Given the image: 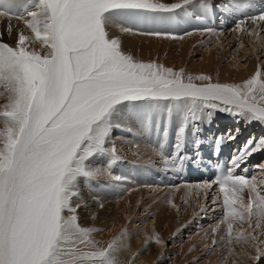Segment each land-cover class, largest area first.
Here are the masks:
<instances>
[{"label":"snow or ice","instance_id":"snow-or-ice-1","mask_svg":"<svg viewBox=\"0 0 264 264\" xmlns=\"http://www.w3.org/2000/svg\"><path fill=\"white\" fill-rule=\"evenodd\" d=\"M196 2L0 0V16L24 9L26 16L17 18L32 34L20 32L14 45L0 39V99L6 101L0 104V264H125L120 256L127 249L126 232L102 246L93 234L103 230L78 222L81 180L124 179L112 173L123 159L115 130L154 132L153 153L165 168L179 169L186 160L189 128L197 137L198 155L200 124L215 114L264 125V71L237 84L185 76L183 70L135 59L110 36L119 25L125 32L183 39L167 26L178 10L186 12ZM253 19L264 21V14ZM242 24L236 25L240 31ZM37 42L45 54L30 49ZM173 117L177 130L168 152ZM236 133L239 129L227 140L234 141ZM224 139H215V149ZM262 151L264 137L249 139L230 156L226 169L218 166L214 181L195 186L207 197L215 184L222 194L212 199L223 208L213 234L221 224L226 233L212 245H251L255 259L264 254V188L237 170L246 173L248 159ZM256 167L264 170V164ZM237 223H247L248 235L242 229L234 234ZM152 239L162 243L159 237L146 243Z\"/></svg>","mask_w":264,"mask_h":264},{"label":"bare ground","instance_id":"bare-ground-1","mask_svg":"<svg viewBox=\"0 0 264 264\" xmlns=\"http://www.w3.org/2000/svg\"><path fill=\"white\" fill-rule=\"evenodd\" d=\"M202 1H204V0H202ZM202 1H200V0L197 1L195 4H193L192 7H189L187 11H190L191 9L195 10L196 7ZM225 1L226 0H224L223 2H225ZM261 1L264 2V0H261ZM162 2H166V3L178 2L179 3V2H181V0H178V1H176V0H162ZM16 11L19 12V14L21 13L22 16H24L26 14V12L24 11L23 8H17ZM181 12H184V11H181ZM16 18H17L16 16H15V18L6 16L5 18L0 19V21H2L1 25H0V39H2L4 42L9 43L10 45H14V43H15V40L14 41L8 40V38H11L10 36H12L13 38L15 36L18 37V34L20 32H24L25 35H29V36L32 35L30 30L25 28L24 21H22V22L20 21L21 23H19ZM252 22H254V24H256V22H257L258 23L257 25L262 23L259 26L255 25V26H257V29H254L256 32L260 27H263V25H264V21H256L253 19H248L247 21L243 22V24H242L243 29L245 30L247 24L252 23ZM6 26H8V28ZM117 26L118 27L113 26L111 28L110 31L115 32L114 34L111 35V37L118 39V40L120 39L119 41H121L122 50L128 54H131L133 57H135L134 49H136V46L141 45L142 44L141 42H145V44H147V43L148 44H150V43H160L161 44L163 42H164V44L167 42L176 44V42H177L178 45H180V47L178 49L176 48V51H178L179 54L175 57V60L177 61V63H180L183 65V67H185L186 63H185L184 59L191 52L199 51V44L195 43L198 40L197 39L198 38V35H197L198 32H197V34L195 32H192V35H188L182 41L179 39L180 40L179 41V40L172 39V38L171 39H165L163 37H154V36L152 38H150V37H145L143 35L138 36L136 33L130 34V32H134V31H130V32L128 31L125 33V34H128L131 36V37H129L127 35H121L120 33H121V30H123V28L119 25H117ZM12 28H15V29L11 30ZM234 28H235V30L238 31L236 26ZM232 31H233V28H232ZM208 32L211 33V31H208ZM205 34H207V33H205ZM13 35H15V36H13ZM263 37H264V35H263ZM220 39L223 40V35L219 34V35H216V38H214L215 42L220 41L219 45H221L220 43H222V40H220ZM232 41L230 40V42H232ZM123 42H125V44H122ZM230 42L228 41V44L225 45L224 47H222L223 49H221V50L226 52L227 51L226 49H229ZM36 44H37V46L39 45L38 42ZM32 46H33V44H32ZM37 46H34V47L30 46V48L32 50H35L36 52L38 51L40 54H41V52L43 53V51H41L43 49L40 46H39V48ZM176 46L177 45H175V47ZM147 50L149 51V49H147ZM148 51H147V53H148ZM215 51H218V49H216ZM161 52H162V50H161ZM215 53L216 52H214V54ZM217 53H219V52H217ZM144 54H145V52H144ZM221 55H223V53H221ZM225 55H227V53H225ZM232 55H234V57H235V54H232ZM156 56H157V54H156ZM137 57L138 56H136L135 58H137ZM203 58L206 59L204 57V54H203ZM215 58L216 57L212 58L213 62L211 63V66H213V67L216 65V63H214V60H213ZM234 59L236 60V58H234ZM178 60H181V61L178 62ZM216 60H217V58H216ZM208 62H211V61H208ZM198 68H200V66ZM193 69H195V68H193ZM217 69H218V67H217ZM246 70L247 71H245L246 73L242 78L243 80H246L252 76V74L254 73L253 70H255V66L251 62H249ZM212 71L210 72L209 69L207 70V72H210V74L212 73ZM202 73H204L205 75H209L212 78L216 77V73L211 74V75L207 74L205 71ZM187 75H192L193 77L198 76L197 74L196 75L194 74V71L191 73L187 72L185 74V76H187ZM223 75H221V76H223ZM197 83H200V82L197 81ZM219 116L225 117L223 114L222 115L219 114ZM172 121H173L172 124L174 125V129L177 130L176 118L173 117ZM226 121H229V120L225 119V123H222L220 121H216V122H214L213 126H212L210 121H207V123L204 121L203 123H201L202 126L200 124V132L198 133V138L202 141V144L205 146V148H210V146L214 143L217 134L224 136L226 138L224 141L228 142L229 145H231V146L234 145V142H230L227 140L228 133H230V132L232 133L233 131H231L232 127ZM235 121H238V120L235 119ZM217 124H221V126H216ZM211 126H212V128H211ZM0 128H2V124L0 125ZM258 128H264V126H260V124H259ZM217 131L219 133H217ZM113 135H114V137H119L118 139H115V145L117 147L118 154L123 158L122 161L128 160L132 163L142 164V166L128 165V167L130 169L129 175H126V172L123 168H121L119 172H114L112 170V173L114 175H120L124 179H122L121 181H112L107 177L101 176L98 178V179L102 180L99 183L100 188H95V180L90 181V182H84L83 180H81V183L82 182L84 183V184H82V186L86 190V193H85L86 195H85V198L83 200L80 199L81 206H79V209H78V219H80L79 221H81V223H83L85 227H88L89 226L88 224L93 221V226H92L93 228L103 230V231H97L96 233L93 234L95 236V239H97V237L99 235H102L103 236L102 238H108V237H114L113 235L111 236V234H113V233L115 235L116 233L121 234L122 232H126V234H127L126 235L127 249H130V247H132V246H136V248H137L136 251L138 252V260H141L139 257L142 255L141 253H144V251H146V250H143V247H144V245L147 244L146 241L148 240V237H157L160 234V233L158 234V232L160 231V228H164L163 233L158 236V237H162V238H166L167 236L172 235L175 232V230L176 231L178 230V228H183V227H177V225H176L177 223L175 224L173 222L172 213H169L172 208L174 210V209H176V207H178L177 204L178 203L180 204L181 203L180 201L184 202L183 208L181 207L180 209H183L182 213L187 218L186 220L192 219L196 215V208H197V210L201 211V206H203V203H205V207H206L207 203L210 204L209 208L211 209V211H209L210 214H208V213L206 214L207 217H210V218L216 217V216H214V214L218 210H220L219 212H223L222 204L218 206V205H215L212 203V199H213V197H215V195H216V197L220 196L222 198V194L219 193V190L211 189L207 193V197H206L203 192L198 193L196 188H195V186L197 184H201L203 182H194V183H189V184H184V185H182L181 183H177V184L173 185V182H175L174 179H176L177 174L173 171V169L165 168L161 158L153 153L151 145H153L156 141V138L153 136V133L149 134L147 132V130L141 131L140 129L133 127L132 132L115 130ZM260 137H264V134H263V136L260 135ZM190 138H192V139L197 138V137H193L191 135V129H190V131L188 130V132H187V143H186V145L189 143ZM256 138H258V136H256ZM249 139H251V135L248 137V140ZM246 140L247 139H245V141ZM133 146H135V147H133ZM192 151H193L192 147L190 146L187 149V155L191 156V154L193 153ZM262 154H264V151L259 152L258 154H254L255 157H257V158L255 160H253L251 162V164L257 166L258 164L256 163V161L257 162L263 161V164H264V155L262 157L259 156ZM134 161H136V162H134ZM201 161H203V159H201ZM121 162H118V163H121ZM99 163L101 164V166H103V164H104L103 160L99 161ZM156 164H160V165H156ZM259 164H262V162H260ZM149 165L152 166L150 171L148 172L149 174H153L151 176L148 174H145V171L148 169ZM155 165L157 168H154ZM195 169L197 171L199 170L198 167H196ZM259 172H264V170H262V169L261 170H254L253 174L255 173L256 175H253V177H255L258 180H262L264 178V175H261L258 178V176L260 174ZM156 173H159V174L154 175ZM153 179L155 180L154 183H152ZM104 180L106 182H104ZM123 180H126L127 182H124ZM159 181L165 182L166 185H168L166 182L170 183L169 185H171V188H168L170 190L167 191L166 195H164V196L161 195V196H163L161 199L160 198L158 199L159 201H157V202L159 203V206L157 208V212L154 211V207H152V206H150V208H147V210L143 211L144 207L149 204V202H147L146 204L143 203L144 200L142 198L144 195V191L149 190L148 189L149 184H151V186L155 187L154 185L157 184L155 182H159ZM126 183H128V184H126ZM142 187H145V188H142ZM160 188L161 187H159L158 184L155 187V189L157 191L159 190V192H160ZM130 190H131V192H129ZM157 191H156V193H153V194L156 195L158 193ZM106 192H110V194L107 195ZM80 196L81 195H79V197ZM153 198H151V199H153ZM244 198H245V200L247 199V192L244 193ZM208 200H209V202H208ZM152 201L153 200H151L150 202H152ZM101 204L102 205L105 204V209H103V207L100 206ZM149 205H151V204H149ZM173 205H175V207H173ZM95 208H96V211L94 210ZM99 209H101V210L103 209V210L98 211ZM140 210H141V212L143 211L144 214L141 213V216H139L140 218L137 220L133 219L132 218L133 216L131 217L132 212H136V214H137V212H139ZM219 214H221V213H218V215ZM184 216H182V217H184ZM190 221H192V220H190ZM208 221L214 222L213 219H209ZM134 223L136 224L135 225L136 227L135 226L133 227ZM238 224L239 223L234 224V226H235L234 234L238 229ZM185 225L186 224H183V226H185ZM243 225H242V230L244 232V235H248V232L250 230L247 227L244 228ZM207 226H208V224H206V227ZM202 227H204V226H202ZM214 228H216V227H214ZM225 228H226V226H225ZM208 229H210V234H211L210 238H208V234H205L204 236L202 235L198 238V240H204V244H206L207 247H209L212 244L211 238H214L216 240L215 235H217L220 227L218 228V230L216 231L215 234H213V228H208ZM260 231H258V232H260ZM258 232H257V234H260ZM129 235L131 236L130 238L127 237ZM205 236H206V239H205ZM197 237L198 236L196 233V236L194 237V239L196 240ZM260 240L264 241V235H260ZM150 244H152V242ZM176 244H177V242H176ZM137 245L139 247H137ZM155 247H156V245H155ZM198 247H200V246L198 245ZM174 248L175 247H173V249ZM205 248H206V246H205ZM261 248H264V243L261 244ZM148 249L150 252V259L155 258L157 255L156 254L157 249H155L153 245H151V248H148ZM195 249H196V247L194 246L191 250L192 254L196 252ZM230 249H231V252L229 251V254L231 255V257H230V255L223 253L222 255H223V258H225V259L219 260V258H218V259H215V261H209V262H212L211 264H223L222 263L223 260H226V261L228 260L227 261V262H229L228 264H238L239 262H241V264H253L254 258L257 256L256 254L253 255V253H257L255 248L250 247V245L248 246L247 244L233 243V245L230 246L227 250H230ZM237 249L239 250V253L236 254L235 257L232 258V255L236 253ZM203 250H206V249H203ZM203 250H202V252H203ZM187 251H189V249ZM181 253L184 254L183 249L181 250ZM215 253H217V252H215ZM185 254H187V253H185ZM212 258H214V257H212ZM231 258L234 260L238 259L239 261L236 260L233 262L231 260L233 262V263H231L230 262ZM261 258L264 259V254H263V256L260 257V259ZM208 259H209V257H208ZM130 260H133V259H130ZM161 263L163 264V262H161Z\"/></svg>","mask_w":264,"mask_h":264},{"label":"rangeland","instance_id":"rangeland-1","mask_svg":"<svg viewBox=\"0 0 264 264\" xmlns=\"http://www.w3.org/2000/svg\"><path fill=\"white\" fill-rule=\"evenodd\" d=\"M176 1H178V0H176ZM197 1H199V0H197ZM200 1H202V0H200ZM204 1H206V0H204ZM204 1H202V2H204ZM217 1L218 2H223L224 0H217ZM176 3H178V2H176ZM192 6H190V7H192ZM178 11L181 12V10H178ZM24 16H26V14ZM5 17L6 16H0V19L1 18H5ZM9 17L15 18L14 15L9 16ZM16 19L18 20L19 23L24 21L23 19H18V18H16ZM1 22L2 21H0V25H1ZM257 24H258L257 22H256V24H254V22L249 23V24H247L245 30H243V31H240V30L237 31L233 27V31H232V29H231V31H229L230 29L227 28V29H221V30H218V31H212L211 33L209 32V34L208 33L205 34L206 31L205 32H198V34L196 33L198 35V38H197L198 40L195 43L199 44V51L191 52L184 59V61L186 63L185 67H183L182 64L177 63V61L175 60V57L179 54V52L176 51V48L178 49L180 47V45H178L177 42H176V44H173V43H170V42H167L165 44H164V42L161 43V44L160 43H150V44L147 43V44H145V42H141L142 44L136 46V49H134L135 57L138 56L137 58H135V57L134 58L137 59V60L143 61V62H156V63H158L160 65H163L166 68H171L174 71L183 70L184 74H186L187 72L191 73V72L194 71L195 75L196 74L197 75H205L202 72L205 71L207 74H210V72L213 70L211 74H215L216 73V77L212 78L213 82L229 83V84L241 83V82L244 81L242 78H243V76L246 73L245 71H247L246 69H247V65L249 64V62H251L255 66V70H253L254 73L252 75H254L256 71H264V37H263V35H264V28H263L264 25H263V27H260L257 30V32H256L254 29H257V26H259L262 23H260L259 25H257ZM255 25H257V26H255ZM6 27L8 28V26H6ZM115 27H118V26H115ZM14 29L15 28H12L11 30H14ZM138 32H139L138 29H136V31L134 30V32H130V34L131 33H136L138 36H141L140 34H138ZM114 33L115 32L110 31V36L112 34H114ZM125 33L126 32L121 30L120 34L121 35H127V36L131 37L130 35L125 34ZM186 33H188V32H185V35H183V39H185V37L188 36V35H186ZM219 34L223 35V40L220 39V40H222V43H220L221 45H219L220 41L219 42L218 41L215 42V40H214V38H216V35H219ZM13 36H15V35H13ZM143 36L150 37V38L153 37V36H146V35H143ZM10 37L11 38L7 37L9 41H12V40L16 41V39H17L16 36L14 37L15 39L12 36H10ZM165 39H171V37H168V38H165ZM183 39H180V40L182 41ZM176 40H179V39H176ZM230 40L231 41L233 40V41L230 42ZM228 41L230 42L229 49H226L227 51L224 52L221 49H223L222 47H224L225 45L228 44ZM122 44H125V42H123ZM175 45H177L178 47L177 46L175 47ZM34 46H37V44L34 43L33 46L31 45V47H34ZM39 46L40 45H38L37 47L39 48ZM147 49H149V51ZM216 49H218V51H215ZM161 50H162V52H161ZM41 51H43V53ZM41 51H40L41 54H45V50L44 49L41 50ZM147 51H148V53H147ZM144 52H145V54H144ZM214 52H216V53L214 54ZM217 52H219V53H217ZM37 53H39V52L37 51ZM221 53H223L224 56L221 55ZM225 53H227V55H225ZM231 53L235 54V57ZM156 54H157V56H156ZM203 54H204V57L208 61H211V62H208L206 59H204L203 58ZM214 57H216L217 60H216V58L213 59L214 63H216V65L213 67V66H211V63L213 62L212 58H214ZM233 57L236 58V60ZM180 61L181 60H178V62H180ZM199 66H200V68H198ZM216 66L218 67V69H217ZM193 68H195V69H193ZM208 69L210 70V72H207ZM221 75H223L224 77L221 76ZM0 91H3V89L0 88ZM3 103H5V100L0 99V104H3ZM219 114L222 115L223 113H217L211 118L210 122H211L212 126H213L214 122L219 121V119H224V120L226 119V120H229V121H232L233 123H235L236 128L234 127L233 128L234 130L235 129L236 130L239 129V133L238 134L236 133L237 137L239 135H241V134L246 135V131H247V126L246 125H247V123H244L243 121H235L236 118L228 116L227 114H223L225 117L219 116ZM207 121H209V120H205L206 123H207ZM222 123H225V121H222ZM255 123H258L256 125L260 124L259 122H255ZM256 125L253 128L254 130L253 129L251 130V133L253 135H255V136H258V137L260 135L263 136L264 130H261ZM201 126H202V124H201ZM212 126H211V128H212ZM216 126H221V124H217ZM2 127H3V125H2ZM189 131H190V128H189ZM231 131H232V128H231ZM217 133H219V132L217 131ZM232 133H235V132H232ZM250 135L251 134H249V136ZM133 147H135V146H133ZM134 162H136V161H134ZM260 162H262V164H263V161H260ZM260 162L256 161V163L258 165H261V164H259ZM128 165L142 166V164L132 163V162L126 160V161H122L121 163L115 164L113 166L112 170L114 172H119L120 169L123 168L125 170V172H126V175H129L130 169H129ZM156 165H160V164H156ZM156 165H155L154 168H157ZM151 167L152 166H150V165L148 166V169L145 171V174H148L150 176L153 175V174H149L148 173L150 171ZM259 173L260 174H259L258 178L261 175H264V172H259ZM157 174H159V173H156L154 175H157ZM253 175H256V174L254 173ZM101 181H102L101 179H96L95 180V188H100L99 183ZM123 181L127 182L126 180H123ZM154 181L155 180L153 179L152 183H154ZM104 182H106V181L104 180ZM155 183H157L159 185V187H161L160 188V192H159V190L157 191L155 189L157 184L154 185L155 187H153V186H151V184H149V186H148L149 190H145L144 191V195H143L142 199L144 200L143 203L146 204L147 202H149V204H151V205H149V204H148L149 206L146 205L144 207L143 211L147 210V208H150V206H152V207H154V211L157 212V208L159 206V203L157 202V201H159L158 199L159 198L161 199L164 195H166L167 191L170 190L168 188H171V185H169L170 183H168V182H166L168 185H166L165 182H162V181L155 182ZM82 184H84V183L80 182L79 195H81L80 199L83 200L85 198V195H86L85 194L86 190L84 189ZM126 184H128V183H126ZM142 188H145V187H142ZM155 190L158 192L156 195L153 194V193H156ZM129 192H131V190ZM106 193H107V195L110 194V192H106ZM161 195H163V196H161ZM215 197H216V195H215ZM151 198H153V199H151ZM151 200H153V201L150 202ZM180 202H181L180 204L179 203L177 204L178 207H176V209H174V210L172 208L169 213H172L173 222L175 224L177 223L176 224L177 227H183L184 229L183 228H178L177 231L175 230L176 233L174 232L172 235L167 236L166 238L159 237L160 240L162 241L161 244H156L154 239H152L151 241H148L147 244L144 245V247L142 246L143 250H146V251H144V253H141L142 255L139 257L141 260H138V255H136L135 258H133V254L138 253L136 251L137 250L136 246H132V247H130V249H126L122 253V255L120 256V260L125 262V264H162L161 262H163V264H181V263L182 264H207L209 261H215V259H218V258H219V260L225 259V258H223V255H222L223 253H225L227 255H230L229 254V250H227V249L230 246H232L233 244L232 245H227L226 243L220 242L217 245H212L211 244L209 247L205 248L206 244H204V240H198V238L200 236H202V235L204 236L205 234H208V238H210L211 234H210V229H208V228H214V227L217 226L218 222L223 218L222 217L223 216V212H219L220 210H218L214 214V216H216V217H212V218L207 217L206 214L207 213L210 214L209 211H211V209L209 208L210 204L207 203L206 204L207 211L205 213H202L200 210H197V208H196V215L192 219L186 220L187 218L182 213L183 209H180L181 207L183 208L184 202H182V201H180ZM208 202H209V200H208ZM80 206H81V204H80ZM203 206L205 207V203H203ZM103 209H105V204L103 205ZM94 210L96 211V208ZM102 210L99 209L98 211H102ZM141 210L139 212H137V214H136V212H132L131 217L133 216L132 218L135 219V220L139 219L140 218L139 216H141V213H143V211L141 212ZM218 213H221V214L218 215ZM182 216H184V217H182ZM209 219H213L214 222H209L208 221ZM79 220L80 219H78V222L82 226H84V224L81 223V221H79ZM190 220H192L193 222L190 221ZM183 224H186V225L183 226ZM206 224H208L207 227H206ZM88 225H89L88 227H92L93 226V221L91 223H89ZM135 225L136 224L134 223L133 227ZM201 225L204 226V227H202ZM242 225L238 224V229L237 230H241L242 229ZM219 227H220V229L218 230L217 235H215L216 236V240L218 242L220 241L221 236H223L226 233L225 225L221 224V225H219ZM243 227L244 228H246V227L248 228L246 223H244ZM233 228H235V226H233ZM163 230H164V228H160V231L158 232V234L160 233L159 235H161L163 233ZM258 231H260V230H257V232ZM196 233H197L198 237L195 240L194 237L196 236ZM258 233H261V231L258 232ZM112 235L114 237H116L119 234L116 233L114 235V233H113V234H111V236ZM102 237H103L102 235H99L97 237V239H95V236L93 235V238L95 240L99 241L102 246H105L107 242L111 241L114 238V237H108V238H102ZM127 237L130 238L131 236L129 235ZM213 239L214 238H211V240H213ZM151 242H152V244H150ZM176 242H177V244H176ZM151 245H153L154 248L157 249V252H156L157 255L153 259H150V252H149V249H148V248H151ZM155 245H156V247H155ZM198 245L200 247H198ZM194 246L196 247V249H195L196 252L192 254L191 250H192V248ZM137 247H139V246L137 245ZM173 247H175V248L173 249ZM250 247H252V246L250 245ZM260 247H261V244H260ZM182 249L184 251V254L181 253ZM188 249H189V251H187ZM203 249H206V250H203ZM262 249H264V248H262ZM202 250H203V252H202ZM214 251L217 252V253H215ZM185 253H187V254H185ZM238 253H239V250L237 249L236 253L232 255V258L235 257L236 254H238ZM255 254L257 255V253H253V255H255ZM261 256H263V254L259 256V259H255L254 258V263L253 264H264V259L263 258L260 259ZM208 257H209V259H208ZM212 257H214V258H212ZM230 257H231V255H230ZM232 258L230 259L231 263H233L234 261L238 260V259L234 260ZM130 259H133L134 261L130 260ZM227 261L223 260L222 263L223 264H228L229 262H227ZM211 263L212 262H209L208 264H211ZM238 264H241V262H239Z\"/></svg>","mask_w":264,"mask_h":264}]
</instances>
